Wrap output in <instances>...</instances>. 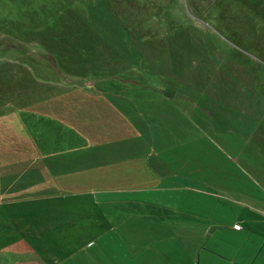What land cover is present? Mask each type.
Instances as JSON below:
<instances>
[{
	"label": "rangeland",
	"instance_id": "obj_1",
	"mask_svg": "<svg viewBox=\"0 0 264 264\" xmlns=\"http://www.w3.org/2000/svg\"><path fill=\"white\" fill-rule=\"evenodd\" d=\"M18 239L264 264V0H0V260Z\"/></svg>",
	"mask_w": 264,
	"mask_h": 264
},
{
	"label": "crops",
	"instance_id": "obj_2",
	"mask_svg": "<svg viewBox=\"0 0 264 264\" xmlns=\"http://www.w3.org/2000/svg\"><path fill=\"white\" fill-rule=\"evenodd\" d=\"M28 240L18 239V249L26 247L31 249L32 253L17 254L16 256L14 255L8 258L4 257L3 260H0V264H81L79 257H74L72 252L67 253L68 249H65V251L62 249L63 254L58 256L51 253H40L35 249L40 240L37 239V241L33 240L31 242ZM67 246L70 247V244H67Z\"/></svg>",
	"mask_w": 264,
	"mask_h": 264
}]
</instances>
